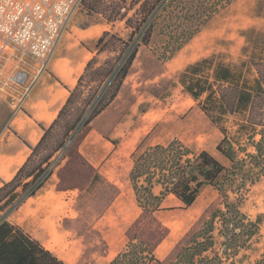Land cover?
Here are the masks:
<instances>
[{
	"label": "rangeland",
	"instance_id": "obj_1",
	"mask_svg": "<svg viewBox=\"0 0 264 264\" xmlns=\"http://www.w3.org/2000/svg\"><path fill=\"white\" fill-rule=\"evenodd\" d=\"M87 1L73 16L62 37L83 41L82 45L92 54L86 60L84 68L92 59L95 43L104 31H110L122 38L127 37L123 22H116L111 27L100 15L87 13ZM92 22H101L107 27L92 34ZM89 26L91 28L86 29ZM92 37L95 39L92 40ZM162 45L163 39L153 36L148 47L138 49L126 81V94L119 106L122 111L129 113L128 133L122 143V148L128 151L129 170L137 154L155 145H166L174 139L194 153L206 151L222 165L228 166L227 160L216 151L223 136L213 121L218 119V114L211 107L216 106L213 102L218 104L221 101L227 110L233 109L238 89L243 84L250 87L257 78H264V0H231L202 25L200 31L180 52L174 53L169 59H162ZM105 57V54L99 56V62ZM203 58L229 68V71L225 69L219 75L230 77L232 86L215 84L208 81V76L201 75L202 69L206 67L201 64ZM89 81V78L84 79L71 104L32 155L16 182H20L15 191L17 196L6 207L7 211L15 208L27 198L31 189L41 184V188L34 195L40 193L42 188L50 184L48 178L56 171L66 170L60 177L61 186L58 191H74V194H70L79 199L92 195L89 188L83 189L88 177L86 164L77 156L69 159L75 153L73 141L85 133L82 122L92 105V87H95ZM196 84L202 89L201 92L195 87ZM186 87L192 88L193 94L197 96L192 97ZM209 88L214 95L213 100L208 102L206 96ZM143 114H148L146 118L150 119L158 115L159 120L154 127L145 128L141 121ZM239 120L237 114H227L221 124L216 122L226 128L231 138ZM111 144L115 147L121 145L117 140ZM30 174V178H26ZM24 184L28 185L23 189ZM10 190L11 187L0 193V198ZM229 201L235 202L233 195L229 196ZM175 202L174 197L167 196L164 206H172ZM192 209L198 211L194 213L198 220L192 228L190 244L182 253L180 264H254L260 260L264 252V180L249 187L239 203L240 212L248 221H259L257 234L242 248L236 249V242L240 238L231 217L226 225L228 231L221 228L218 219L214 221L212 232L205 225L215 210L226 211L224 200L218 191L211 186L201 188ZM80 210L84 214H92V206L82 205ZM143 213L139 230L144 234H152L154 238L158 237L161 230L158 227H149L150 220L146 217L148 212ZM141 250L147 248L133 247L122 263L132 264L143 260L144 257L138 254L142 253Z\"/></svg>",
	"mask_w": 264,
	"mask_h": 264
},
{
	"label": "crops",
	"instance_id": "obj_2",
	"mask_svg": "<svg viewBox=\"0 0 264 264\" xmlns=\"http://www.w3.org/2000/svg\"><path fill=\"white\" fill-rule=\"evenodd\" d=\"M106 27L104 23L92 22V34ZM82 42L61 38L41 72L31 60L11 54L0 62V188L11 182L28 163L32 149L57 119L70 91L75 88L86 60L92 55ZM203 59L201 64L206 67L201 75L208 76V81L215 84L229 85L216 79L229 68ZM19 70L26 73L30 90L21 108L15 111L6 103L13 91L8 94L11 87L6 88L3 81ZM128 74L112 103L73 141L75 153L69 159L77 156L86 164L88 177L83 189L89 188L92 195L79 199L70 194L74 191H58L60 177L66 170L56 171L48 178L50 184L40 193L24 199L12 210L0 211V220L20 228L63 264H115L124 254L127 258L136 246L147 250L138 253L143 260L132 264H180L182 253L189 247L192 228L198 220L192 209L198 196L189 207L175 197L176 204L164 206L166 196L160 207L146 216L150 220L149 227H158L161 234L154 238L139 230L144 213L129 182L128 151L122 148L128 133L129 113L119 108L126 94ZM144 114L141 117L144 127H154L159 116L150 119ZM115 140L120 142V147L111 144ZM82 205L92 206V214L82 213Z\"/></svg>",
	"mask_w": 264,
	"mask_h": 264
},
{
	"label": "trees",
	"instance_id": "obj_3",
	"mask_svg": "<svg viewBox=\"0 0 264 264\" xmlns=\"http://www.w3.org/2000/svg\"><path fill=\"white\" fill-rule=\"evenodd\" d=\"M230 1L88 0L85 8L87 13L100 15L111 27L116 22H123L127 37H119L110 31L101 34L83 75L70 91L57 119L45 131L38 145L32 149L27 162L29 163L47 133L71 104L85 78H89V82L92 81L95 87H92V105L82 122V128L88 126L115 99L140 47H148L153 36L159 37L163 39L162 59H169ZM85 2L86 0H83L82 8ZM103 54L106 57L99 62L98 58ZM216 79L232 86V79L227 75H217ZM195 87L201 92L198 84ZM185 89L192 97L197 96L193 94L192 88ZM207 91L206 100L209 102L212 101L214 92L211 88ZM213 104L216 106L211 109L217 112L218 123L221 124L227 114H237L240 118L235 124L236 130L231 138L226 128L213 119L223 136L216 146V151L227 160L228 166L222 165L206 151L194 153L174 139L165 146L155 145L137 154L132 161L129 182L138 206L148 213L156 211L166 196H173L184 206L189 207L195 202L202 186H211L222 196L226 211L215 210L205 225H208L212 232L214 221L218 219L221 228L228 231L226 225L231 219L235 221L237 236L240 238L235 246L239 249L257 234L259 225V221L250 222L246 219L240 212L239 203L249 187L264 180V78H257L250 87L243 84L238 89L233 109L227 110L221 101ZM28 163L18 171L11 182L0 188L2 193L11 187V190L0 198V211L5 210L16 198L15 191L20 186V182L17 184L16 182ZM31 175H27L26 178H30ZM27 185L24 184L22 188ZM41 186L40 184L31 189L26 197L34 196ZM230 195H233L235 202L229 201ZM221 235L223 236V232ZM125 256L127 255L124 254L122 260H116L114 263L124 264L122 261ZM0 264L63 263L20 228L0 220ZM254 264H264V252L260 260Z\"/></svg>",
	"mask_w": 264,
	"mask_h": 264
},
{
	"label": "built area",
	"instance_id": "obj_4",
	"mask_svg": "<svg viewBox=\"0 0 264 264\" xmlns=\"http://www.w3.org/2000/svg\"><path fill=\"white\" fill-rule=\"evenodd\" d=\"M82 2L0 0V62L11 54L22 60H31L38 71H43L73 16L82 9ZM3 85L11 87L8 94L13 93L6 103L17 111L30 90L26 73L23 70L13 73Z\"/></svg>",
	"mask_w": 264,
	"mask_h": 264
},
{
	"label": "bare ground",
	"instance_id": "obj_5",
	"mask_svg": "<svg viewBox=\"0 0 264 264\" xmlns=\"http://www.w3.org/2000/svg\"><path fill=\"white\" fill-rule=\"evenodd\" d=\"M81 70H82V69H81ZM19 162H20V161H19ZM23 207H24V206H23ZM195 212H196V211H195ZM195 212H194V213H195ZM193 215H194V214H193ZM196 215H197V214H196ZM194 216H195V215H194ZM61 217H62V216H61ZM191 221H192V220H191ZM173 231H174V230H173ZM51 234H52V233H51Z\"/></svg>",
	"mask_w": 264,
	"mask_h": 264
}]
</instances>
